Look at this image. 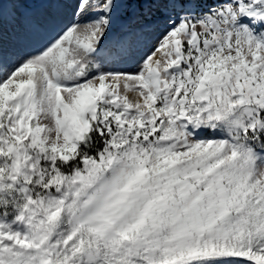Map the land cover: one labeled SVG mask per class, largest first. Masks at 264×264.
I'll return each mask as SVG.
<instances>
[{
    "label": "snow or ice",
    "instance_id": "6c2138e0",
    "mask_svg": "<svg viewBox=\"0 0 264 264\" xmlns=\"http://www.w3.org/2000/svg\"><path fill=\"white\" fill-rule=\"evenodd\" d=\"M0 264H264V0H0Z\"/></svg>",
    "mask_w": 264,
    "mask_h": 264
}]
</instances>
